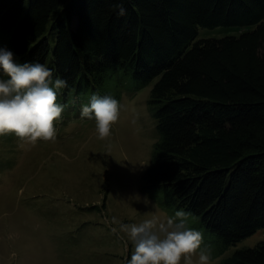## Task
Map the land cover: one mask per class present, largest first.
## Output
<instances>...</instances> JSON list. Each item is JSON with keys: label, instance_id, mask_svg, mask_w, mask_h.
<instances>
[{"label": "trees", "instance_id": "trees-1", "mask_svg": "<svg viewBox=\"0 0 264 264\" xmlns=\"http://www.w3.org/2000/svg\"><path fill=\"white\" fill-rule=\"evenodd\" d=\"M119 2L0 0V28L17 59L68 80L66 105L118 70L152 85L141 191L169 186L223 252L264 227V0H124V16ZM217 26L239 33L196 40ZM103 90L120 101L118 85ZM216 264H264V239Z\"/></svg>", "mask_w": 264, "mask_h": 264}, {"label": "rangeland", "instance_id": "rangeland-1", "mask_svg": "<svg viewBox=\"0 0 264 264\" xmlns=\"http://www.w3.org/2000/svg\"><path fill=\"white\" fill-rule=\"evenodd\" d=\"M238 31L199 27L196 40ZM9 38L0 28V46H8ZM116 85L121 89L120 118L111 135L101 139L95 120L81 117V106L92 94L104 95V88L113 92ZM151 86L118 70L97 90L69 97L54 140L21 147L14 134L0 136V264H125L134 249L120 223L183 209L167 185H155L148 193L140 188L157 139L148 106ZM190 226L203 233L210 264L264 239L262 227L220 252L218 236L198 217L190 218Z\"/></svg>", "mask_w": 264, "mask_h": 264}, {"label": "clouds", "instance_id": "clouds-1", "mask_svg": "<svg viewBox=\"0 0 264 264\" xmlns=\"http://www.w3.org/2000/svg\"><path fill=\"white\" fill-rule=\"evenodd\" d=\"M114 11L118 16L127 14L124 0ZM67 88L68 80L54 75L47 64L39 60L18 62L12 49L0 46V136L14 134L22 141L21 147L35 145L38 140H54L56 122L67 107L58 96ZM120 112L121 103L114 95L94 93L89 103L81 106L80 114L95 120L96 132L104 139L111 135ZM143 203L150 201L144 197ZM193 215L178 209L173 215L120 223V231L134 249L125 264H210L211 252L204 244L203 233L190 226Z\"/></svg>", "mask_w": 264, "mask_h": 264}]
</instances>
